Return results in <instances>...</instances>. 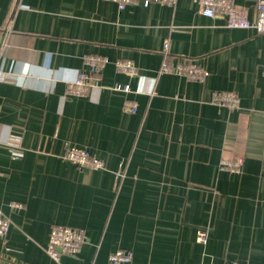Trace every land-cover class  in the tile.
Masks as SVG:
<instances>
[{
  "label": "crops",
  "instance_id": "obj_1",
  "mask_svg": "<svg viewBox=\"0 0 264 264\" xmlns=\"http://www.w3.org/2000/svg\"><path fill=\"white\" fill-rule=\"evenodd\" d=\"M234 2L253 19L251 0ZM85 56L107 61L86 95L67 97ZM164 59L208 76L159 73ZM214 91L234 92L239 109L213 105ZM68 145L104 169L67 162ZM236 157L241 173L219 169ZM0 210V264H110L116 250L129 264H264V33L228 29L192 0H0ZM53 226L85 234L79 254L47 256Z\"/></svg>",
  "mask_w": 264,
  "mask_h": 264
},
{
  "label": "built area",
  "instance_id": "obj_2",
  "mask_svg": "<svg viewBox=\"0 0 264 264\" xmlns=\"http://www.w3.org/2000/svg\"><path fill=\"white\" fill-rule=\"evenodd\" d=\"M113 2L118 10H124L127 6L139 3L143 6L157 3L174 7L177 0H107ZM253 3V19L248 18V10L245 6L235 4L234 0H192L197 8L198 14L207 18H218L224 21L228 29L253 30L256 33H264V0H251ZM168 41L164 42V56H167ZM87 72H79L76 78L66 82L65 96L81 97L87 94L90 88H93L98 80L100 69L106 64V58L98 56H85L84 58ZM115 68L118 72L129 76H137L136 66L129 60H118L115 62ZM159 73L177 74L193 82H203L208 72L193 60H178L171 64L164 59ZM113 90L128 93L127 86L115 87ZM211 103L216 106L225 107L229 112L239 109V99L234 92L214 91L211 95ZM124 112L135 113L136 104L132 101H126L123 104ZM67 162L80 169L97 171L104 169L103 161L91 155L87 150L75 146H67L62 155ZM243 168L242 157L233 159H223L220 161L219 169L231 174L241 173ZM123 174L118 172L117 176ZM12 209H21L22 204L14 203ZM10 228V220L0 210V238H4ZM208 240V229L198 228L196 230V241L198 244H205ZM85 234L75 228L64 226H53L48 233V240L45 247V253L54 262H59L60 257L69 255L76 256L86 243ZM132 260V253L124 250H116L109 255L110 264H129Z\"/></svg>",
  "mask_w": 264,
  "mask_h": 264
}]
</instances>
